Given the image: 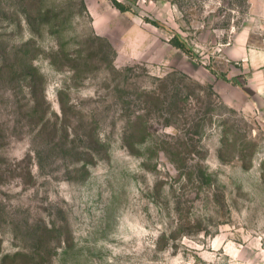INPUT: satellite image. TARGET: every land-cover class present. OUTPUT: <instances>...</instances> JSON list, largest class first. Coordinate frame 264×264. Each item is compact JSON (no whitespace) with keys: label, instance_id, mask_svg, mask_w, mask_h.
<instances>
[{"label":"rangeland","instance_id":"1","mask_svg":"<svg viewBox=\"0 0 264 264\" xmlns=\"http://www.w3.org/2000/svg\"><path fill=\"white\" fill-rule=\"evenodd\" d=\"M83 2L0 0V264H264V0Z\"/></svg>","mask_w":264,"mask_h":264},{"label":"trees","instance_id":"2","mask_svg":"<svg viewBox=\"0 0 264 264\" xmlns=\"http://www.w3.org/2000/svg\"><path fill=\"white\" fill-rule=\"evenodd\" d=\"M110 2L112 4V6L114 8H116L118 11L125 12V11L131 10L132 6H135V2H137V0H123L122 2L118 1V0H110ZM78 4L80 6V9H81L82 13H86V8H85L83 0H78ZM54 9H55V5H52L51 3L50 4L46 3V0H41V5L38 8V12L37 13H38V15H39V17L41 18L42 21L46 19L47 22L50 23L51 18H52V17H50V14L54 13ZM151 24L154 25V26H158L159 25L157 21H151ZM93 36H92V38H94V39H96L98 41H102V42L107 44V42H105L104 39H102V38H100L98 36H95V35H93ZM169 43L173 47L181 50L182 52H184L187 55H191V56L194 55L192 53V49L190 47H187L185 45V43L182 42V40L179 38V35H177V34H174L169 39ZM107 45H108V48H110L109 44H107Z\"/></svg>","mask_w":264,"mask_h":264},{"label":"crops","instance_id":"3","mask_svg":"<svg viewBox=\"0 0 264 264\" xmlns=\"http://www.w3.org/2000/svg\"><path fill=\"white\" fill-rule=\"evenodd\" d=\"M231 48L234 49L233 47ZM236 50L239 52L241 65H246L251 70H256L255 77L252 76L256 78V84L253 82L255 84V93L264 101V38L261 39L258 46H249L243 41L242 45Z\"/></svg>","mask_w":264,"mask_h":264}]
</instances>
